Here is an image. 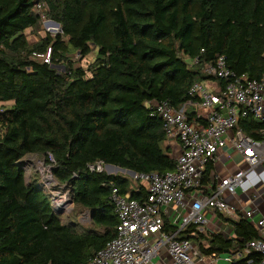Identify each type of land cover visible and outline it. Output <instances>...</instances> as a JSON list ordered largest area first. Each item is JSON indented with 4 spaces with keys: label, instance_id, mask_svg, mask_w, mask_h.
I'll return each mask as SVG.
<instances>
[{
    "label": "trees",
    "instance_id": "obj_1",
    "mask_svg": "<svg viewBox=\"0 0 264 264\" xmlns=\"http://www.w3.org/2000/svg\"><path fill=\"white\" fill-rule=\"evenodd\" d=\"M39 4L60 32L29 43L25 32L42 25ZM219 56L237 78L260 81L264 0H0V103L12 102L0 108V264H87L116 236L112 189L138 202L147 197L141 184L89 165L172 171L154 106L168 102L188 122L204 124L189 90L212 80L224 88L202 69ZM193 58L199 64L189 68ZM235 129L263 140L264 118H239ZM27 155L52 165L58 186L88 212L89 228L62 223L50 197L26 184L20 161ZM212 172L206 166L205 183ZM168 223L164 230L173 232ZM231 225V239L219 233L194 239L207 241L206 255L220 256L258 238L246 221ZM194 231L191 225L184 234Z\"/></svg>",
    "mask_w": 264,
    "mask_h": 264
},
{
    "label": "built area",
    "instance_id": "obj_2",
    "mask_svg": "<svg viewBox=\"0 0 264 264\" xmlns=\"http://www.w3.org/2000/svg\"><path fill=\"white\" fill-rule=\"evenodd\" d=\"M46 10L44 4L34 9L42 23L47 21ZM48 57L49 52L44 58L45 63H49ZM197 64L198 58L187 62L189 68ZM202 69L209 78L225 82L222 89L213 80L210 82L214 84L210 86L207 85L209 81L196 82L189 90L192 98L198 97L192 106L199 117L206 114L205 123L193 125L188 122L184 110L177 111L168 102L154 106L152 115L162 121L166 141H176L181 153L173 159L172 171L133 176L145 189L147 197L142 202L131 199L130 192L121 194L118 189H112L109 200L118 219L116 236L87 264H152V259L162 248L172 264H195V260L206 258L217 260L218 255L205 254L207 241L202 239L198 243L194 237L198 233H219L225 239H231L234 237L233 228L228 232V224L232 226V222L240 220L251 224L258 238L228 254L225 261L229 264H264V216L257 207H243L237 201L225 200L226 197L235 199L247 174L264 165V139L254 140L235 129L239 118L247 115L258 120L264 118V75L260 81L237 78L227 68L223 56L217 57L212 64L205 63ZM227 147L240 156V164L225 177L212 172L210 181L205 183L206 166L211 164L215 170L220 154ZM226 158L231 160L228 154ZM88 168L104 172L105 165L97 162ZM51 204L54 208V199ZM215 216V229L209 230L204 223L211 222ZM165 219L173 232L164 230ZM221 221L226 223L224 230L220 228ZM191 225L195 226V231L184 234Z\"/></svg>",
    "mask_w": 264,
    "mask_h": 264
},
{
    "label": "rangeland",
    "instance_id": "obj_3",
    "mask_svg": "<svg viewBox=\"0 0 264 264\" xmlns=\"http://www.w3.org/2000/svg\"><path fill=\"white\" fill-rule=\"evenodd\" d=\"M47 20L46 22H41L42 25L39 28L36 29H32V30H27L25 32L29 43H33L36 40H38L39 37L44 36L45 33L48 32V34L50 35H55L57 33H59L56 29L55 26H51L50 24H48ZM55 30V31H54ZM95 51H93L92 53L89 54V56L87 57L88 60H93L94 56H95ZM74 58V56H73ZM86 65V63L83 61L82 66ZM12 106V102H7V103H0V108H10ZM173 141V140H171ZM176 142V141H175ZM164 148L165 146L162 145ZM181 151L177 150L171 153V156L173 157V159H176L179 157ZM20 165H22V168L25 172V181L26 184H34L38 187H40L51 199H53V194L52 193H57V196H65L66 199V203L62 204L61 206H59L60 208H56V210H58L61 214L59 215L61 217V222L64 224H68L70 225L73 222H76L79 226H81L82 228H89L90 227V219H89V215L87 211L81 210L79 209L76 205H74V203H69V200L71 199L68 196V193L64 191V187L63 186H58L57 182H55V180L53 179L52 175H51V170H52V165L48 164L43 156H38V155H27L25 156L21 161H20ZM108 171L109 174L111 175H121L123 177H127L130 180V183L132 184H136L138 182H136V180L134 179V177H132L130 174H127L126 172H122L121 170H115L113 168H107L104 169V172ZM141 183V182H140ZM226 202H230L228 200V197L225 198ZM263 201H256V204L254 205V207L256 206L259 211L261 213H263ZM56 207V206H55ZM217 219V216H215L214 218H211V222H207L205 221V225L206 228H208L209 230H214L215 227L213 225V222H215ZM225 222L228 223V221ZM222 225L220 226L221 230L226 229V223L222 222ZM229 227L227 228L228 232H231V227L230 224H228ZM78 230V229H77ZM80 230V229H79ZM230 234V233H229ZM225 236H228V233H226ZM229 256L228 254H222L219 256V259L217 260H213V259H209L206 258L203 261H198L195 260V264H229L228 262L225 261V257Z\"/></svg>",
    "mask_w": 264,
    "mask_h": 264
},
{
    "label": "crops",
    "instance_id": "obj_4",
    "mask_svg": "<svg viewBox=\"0 0 264 264\" xmlns=\"http://www.w3.org/2000/svg\"><path fill=\"white\" fill-rule=\"evenodd\" d=\"M211 84L214 83L210 81L207 82L208 86ZM163 145L168 149L167 155L172 159L173 157L171 156V153L180 150L179 144L175 141L165 140ZM227 154L231 160L226 158ZM220 155L218 164L216 165L215 170H213V175L216 173L220 177H225L228 171H235L237 164L239 165L241 162V158L235 151L229 150L228 147ZM236 193L235 199L228 197V200L230 202L237 201L243 207L255 208L256 206L254 207V205L256 204V201L261 202L262 200L264 202V165L259 166L253 172L247 174L244 186L241 189H238ZM253 195L255 198L251 199V196ZM261 214L264 216V208L263 213ZM152 264H172V262L166 254L165 249L162 248L157 256L152 259Z\"/></svg>",
    "mask_w": 264,
    "mask_h": 264
},
{
    "label": "water",
    "instance_id": "obj_5",
    "mask_svg": "<svg viewBox=\"0 0 264 264\" xmlns=\"http://www.w3.org/2000/svg\"><path fill=\"white\" fill-rule=\"evenodd\" d=\"M48 24H50V25H52V26H55L56 28H58V30H60L59 25H58L57 23H55V22H53V21H48ZM107 168H113V169H115V170H121L122 172H126L127 174H130L132 177L135 175V173H134L133 171H126V170L120 169V168H118V167H115V166H113V165H105V169H107ZM106 173L109 174L108 171H106ZM109 175H110V174H109ZM72 202H73V200L70 199V200H69V203H72ZM53 209H54V208H53ZM54 212H55L57 215H60V214H61V213H60L58 210H56V209H54Z\"/></svg>",
    "mask_w": 264,
    "mask_h": 264
},
{
    "label": "bare ground",
    "instance_id": "obj_6",
    "mask_svg": "<svg viewBox=\"0 0 264 264\" xmlns=\"http://www.w3.org/2000/svg\"><path fill=\"white\" fill-rule=\"evenodd\" d=\"M52 26V25H51ZM53 194V199H54V208H60L62 204L66 203V197L65 196H57V193H52ZM56 206V207H55Z\"/></svg>",
    "mask_w": 264,
    "mask_h": 264
}]
</instances>
